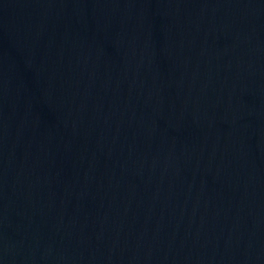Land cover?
<instances>
[{"label":"water","instance_id":"water-1","mask_svg":"<svg viewBox=\"0 0 264 264\" xmlns=\"http://www.w3.org/2000/svg\"><path fill=\"white\" fill-rule=\"evenodd\" d=\"M211 179L212 264H264V0H189Z\"/></svg>","mask_w":264,"mask_h":264}]
</instances>
